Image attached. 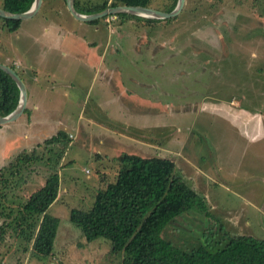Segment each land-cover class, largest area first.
<instances>
[{
	"label": "rangeland",
	"instance_id": "obj_1",
	"mask_svg": "<svg viewBox=\"0 0 264 264\" xmlns=\"http://www.w3.org/2000/svg\"><path fill=\"white\" fill-rule=\"evenodd\" d=\"M173 1L151 0L148 6L165 11ZM116 13L94 24L60 23L78 39L101 42V63L115 78L85 71L83 98L58 101L51 124L32 138L34 152L10 132L0 133V166L23 150L35 155L0 174L6 193L0 223L10 221L5 212L15 213L49 172L60 177L48 209L60 219L52 253L35 255L25 229L9 225L0 239V264H120L123 254L112 251L110 240H86L69 213L72 207L89 209L99 187L127 176L118 158L124 152L172 159L204 196L211 215L192 209L163 229L176 246L188 250L206 239L209 248L222 245V229L264 239V135L250 138L259 135L250 134L251 125H260L259 118L264 124V0H185L169 20ZM17 41L0 19L1 61L12 62L14 52L12 59L6 55ZM58 119L60 127L49 131ZM52 132L69 140L58 163L53 153L62 146H42V136Z\"/></svg>",
	"mask_w": 264,
	"mask_h": 264
},
{
	"label": "trees",
	"instance_id": "obj_2",
	"mask_svg": "<svg viewBox=\"0 0 264 264\" xmlns=\"http://www.w3.org/2000/svg\"><path fill=\"white\" fill-rule=\"evenodd\" d=\"M150 1L103 0L100 3L79 5L78 1L74 0V6L79 12L93 13L108 6H144ZM176 1L174 0L165 11H170ZM32 2L33 0H1L0 6L12 12H21L27 10ZM116 14L141 18L140 15L127 12ZM100 18L88 22L94 24ZM170 18L172 17L165 19ZM0 19L9 31L16 30L23 20L4 16H0ZM9 65L19 73L13 62ZM19 92L15 79L0 67V114L5 115L16 107ZM24 111L28 113L27 108ZM68 141L67 137L57 132L45 138L42 146L49 147L50 150L53 145L62 146L60 151L53 153L57 157L55 162L58 163ZM27 152L23 150L17 153L7 164L0 166V174L14 163L32 161L35 155ZM118 158L122 162L121 171L126 172L127 176L108 181L105 186L99 187L89 209L72 207L70 210V221L80 229L86 240L91 241L98 237L109 239L112 251L123 254L120 264H264V239L251 234H230L222 229V245L218 241L209 248L210 241L206 239V243H199L188 250L166 239L162 235L163 229L181 213L197 209L211 215L204 196L182 178L175 169V162L170 158L129 152L119 154ZM12 172L13 170H10V173ZM2 182L4 187L7 179ZM59 185V173L53 170L49 172L43 184L29 194L15 213L12 208L5 212V216L11 219L0 223V239L9 225L19 232L25 229L26 240L31 242L34 254L39 257L50 255L60 219L48 209L58 197ZM5 196L6 193H2L0 187V207L5 208V205L1 204Z\"/></svg>",
	"mask_w": 264,
	"mask_h": 264
},
{
	"label": "crops",
	"instance_id": "obj_3",
	"mask_svg": "<svg viewBox=\"0 0 264 264\" xmlns=\"http://www.w3.org/2000/svg\"><path fill=\"white\" fill-rule=\"evenodd\" d=\"M77 1L79 5L92 2V0ZM41 5L44 8L40 14L41 12L45 14L40 16L39 21L36 20L38 13L22 20L20 26L14 30L19 42L11 45V51H8L10 54L6 55V59H12L11 55L14 52L12 62L16 67L21 68L20 76L27 89L28 113L23 111L17 119L1 123L0 133L10 132L8 134L13 135L14 140L20 138L23 140L21 143L25 145L36 141L32 138L43 133L39 131L42 126L47 127L51 124L52 110L59 105V100L70 97L80 101L81 97L83 98V90H80L82 85L80 76L85 71L93 72V75L101 72L105 77L115 78L113 69L103 67L101 63L102 49L98 48L101 42L83 40L82 37L78 39L79 35H76L72 26L71 31H67L68 27L60 26V23L68 25L67 23H72V19H77L67 8L66 0H46L42 1ZM93 60L96 64H93ZM259 119L260 125L254 122L250 127V134L258 132L259 135L250 136V138L257 139L264 135V124L262 119ZM58 122L59 119L48 130L53 131L56 125L60 127ZM55 133L57 132H52L51 135ZM45 138L47 136H42L41 140ZM34 146V144L26 146L25 149Z\"/></svg>",
	"mask_w": 264,
	"mask_h": 264
},
{
	"label": "water",
	"instance_id": "obj_4",
	"mask_svg": "<svg viewBox=\"0 0 264 264\" xmlns=\"http://www.w3.org/2000/svg\"><path fill=\"white\" fill-rule=\"evenodd\" d=\"M43 0H33L31 6L24 11L21 12H12L4 9L0 6V16L8 17V18H17V19H26L33 16L40 8ZM185 0H177L176 5L170 11L160 10L154 7H150L148 5H127V4H119L115 6H108L100 11L93 13H82L76 10L74 6V0H66V5L71 14L83 21H88L97 17H101L103 15H107L108 13H116V12H128L142 16H150L153 18H167L176 15L181 7L183 6ZM0 67L8 72L16 81L19 87V100L16 107L10 111L9 113L2 115L0 114V124L6 123L16 119L25 109L27 103V89L26 85L20 76V74L8 63L0 61Z\"/></svg>",
	"mask_w": 264,
	"mask_h": 264
}]
</instances>
